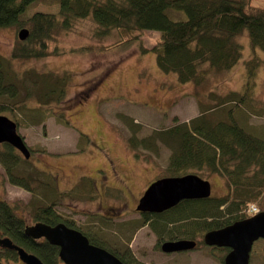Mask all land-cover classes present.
Returning <instances> with one entry per match:
<instances>
[{"label":"rangeland","instance_id":"1","mask_svg":"<svg viewBox=\"0 0 264 264\" xmlns=\"http://www.w3.org/2000/svg\"><path fill=\"white\" fill-rule=\"evenodd\" d=\"M253 5L264 6V0H253ZM59 7L58 0H36L25 12L23 23L0 28V53L10 60L13 69L33 68L70 76L66 98L51 103L45 113H41L43 104L35 96L26 106L17 109L19 111L5 109L0 113L17 122L18 131L32 152L26 161L23 154L16 151L20 156L16 172L30 173L33 178L42 180L43 187L39 190L42 204L51 201L44 174L49 172L59 178L56 182L60 189L69 193L61 196L55 205L60 218L74 221L98 244L126 257L128 264H225L222 259L229 249L205 245L201 234L195 236L200 241L197 249L171 254L161 250L159 243L168 240L169 230L162 235L155 233L151 223L158 218L150 216L147 225L145 217L136 210V203L154 180L170 176L172 151L162 142H158L156 150L130 142L132 132L125 116L139 123L138 139L155 129L188 122L200 115L202 107L217 103L212 91L225 94L242 89L245 61L256 53L263 60L252 96L255 99L250 102L253 113L249 116V125L254 132L262 133L264 51L253 50L248 33L243 32L238 37L243 45L242 58L230 71L219 75L211 73L200 85L181 83L175 73L159 69L153 51L141 50L142 45L148 48L157 43L159 31L147 30L138 35V40L119 43L117 31L98 36L94 22L84 18L70 29L57 31L46 44L48 52L44 56L13 58L14 45L22 40L19 31L30 28L27 18L36 12L58 13ZM89 84L92 86L87 88ZM65 119L69 123L64 122ZM84 175H87L86 186L81 183L77 188L71 187ZM208 176L212 195L228 192L222 174L214 172ZM93 184L99 189L98 195L85 200L87 189L96 192ZM34 185L31 182L33 188ZM31 198L28 189L9 182L0 162V200L26 204ZM250 211H254L252 206ZM27 222L34 223L29 217ZM0 254H5L1 248ZM2 261L4 264L23 263L18 256L8 263L5 258ZM250 264H264V239L254 242Z\"/></svg>","mask_w":264,"mask_h":264},{"label":"trees","instance_id":"2","mask_svg":"<svg viewBox=\"0 0 264 264\" xmlns=\"http://www.w3.org/2000/svg\"><path fill=\"white\" fill-rule=\"evenodd\" d=\"M34 1L0 0V28L23 23L25 12ZM58 2V13L36 12L27 18L29 35L14 45L13 58L44 56L48 52L46 44L57 31L70 29L84 18L94 22V32L98 36L117 31L119 43L138 40V35L147 30L159 31L157 43L148 48L142 45L141 50L153 51L159 69L175 73L181 83L200 85L209 75L230 71L242 58L243 45L238 37L243 32L248 33L249 45L253 50L264 51V6L253 5V0ZM170 9L174 11L169 12ZM262 60L253 53L245 61L246 74L242 89L230 90L225 94L212 91V98L217 103L202 107L200 115L188 122L155 129L146 137L138 139L139 123L125 116L132 132L130 142L141 144L149 150H156L158 142L169 146L172 151L170 176L196 173L208 179V174L217 172L225 177L228 184L225 195L184 199L160 213H146L145 216L162 219L151 223L158 235L168 229V240L179 234L191 238L200 234L204 236L209 230L247 217L250 205H257L260 210H264V132H254L249 125V116L253 113L250 102L255 99L252 96ZM69 79L67 73L33 68L23 71L13 69L10 60L0 53V113L5 109L13 112L24 107L34 96L43 104L41 113H45L51 103L66 98ZM90 86L87 85V88ZM9 98L11 101L7 100ZM64 122L69 123L67 119ZM16 151L10 144L0 143V162L9 182L28 189L32 198L26 204L0 200V232L36 254L45 264H65L59 257L57 245L45 238L34 239L26 235L24 229L29 224L28 217L35 223L43 221L56 224L63 221L55 205L61 196L69 193L60 189L54 174L46 172L44 184L50 190L51 201L42 204L39 190L43 182L38 177L33 178L30 173L16 172L19 156ZM31 182L35 183L34 188ZM81 183L87 185V176L81 178ZM98 191L87 189V198L98 195ZM87 236L92 243L105 247L90 234L87 233ZM0 248L5 253L0 254V264H4V258L7 263L17 258V251ZM107 249L126 264L129 263L116 250Z\"/></svg>","mask_w":264,"mask_h":264},{"label":"water","instance_id":"3","mask_svg":"<svg viewBox=\"0 0 264 264\" xmlns=\"http://www.w3.org/2000/svg\"><path fill=\"white\" fill-rule=\"evenodd\" d=\"M28 33L27 28H22L19 38L25 39ZM5 142L18 149L26 159L30 158L31 151L19 133L17 123L7 115L0 114V143ZM211 194V182L196 173L166 176L154 180L147 187L136 209L142 213H160L184 199L206 198ZM24 232L34 239L45 238L49 243L57 245L59 257L65 264H126L117 255L92 243L80 230L64 222L48 224L38 221L25 226ZM260 238L264 239V210L222 228L209 230L203 240L206 245L230 249L224 257L225 264H250L253 244ZM196 246L195 239L178 238L165 240L161 249L169 253L192 250ZM0 247L17 251L24 264H45L36 254L1 233Z\"/></svg>","mask_w":264,"mask_h":264},{"label":"flooded vegetation","instance_id":"4","mask_svg":"<svg viewBox=\"0 0 264 264\" xmlns=\"http://www.w3.org/2000/svg\"><path fill=\"white\" fill-rule=\"evenodd\" d=\"M31 155H32V152H31ZM59 169L60 168H58V171H59ZM84 176H87V175H84ZM57 180L59 179V178H56ZM78 183H77V182ZM75 182V183H74ZM73 183V185L71 186V187H76L77 188V186L78 185H80V182H81V179L78 181V178L74 181ZM70 187V188H71ZM143 194H144V192H143ZM142 194V195H143ZM142 195L140 196V197H138V201H139V199L142 197ZM87 199V194H86V198H85V200ZM139 203V202H138ZM136 205H138L137 203H136ZM135 205V206H136ZM136 208H137V206H136ZM137 210V209H136ZM138 211V210H137ZM140 214H141V216H144L145 217V222L147 223V225L149 224V221H150V217H148V216H145V214L146 213H142V212H140V211H138ZM66 220H63V221H59V222H64L65 224H66V222H68L66 225H68L69 227H72V228H76V229H78V230H80L83 234H85L86 236H87V230H82L81 229V227H79V226H77L76 224H75V222L74 221H69V220H67L66 222H65ZM58 223V222H57ZM30 224V223H29ZM33 224H35V222L33 223ZM31 225V224H30ZM182 237H184V236H176V237H174V238H172V239H178V238H182ZM187 238H191V237H188V236H186ZM191 239H195L196 241H197V246L194 248V249H197V248H199L200 247V241L197 239V238H191ZM162 243L163 242H160L159 244V246H160V248H161V245H162ZM206 245V244H205ZM213 247H217V246H213ZM194 249H192V250H194ZM162 250V249H161ZM188 251V250H187ZM229 251V250H228ZM165 253V252H164ZM172 253V252H171ZM171 253H165V254H171ZM174 253V252H173ZM224 258V257H223ZM223 263H225L224 262V259H223V261H222Z\"/></svg>","mask_w":264,"mask_h":264},{"label":"built area","instance_id":"5","mask_svg":"<svg viewBox=\"0 0 264 264\" xmlns=\"http://www.w3.org/2000/svg\"><path fill=\"white\" fill-rule=\"evenodd\" d=\"M252 208L254 209V211H256V210H257L256 206H254V205L252 206Z\"/></svg>","mask_w":264,"mask_h":264},{"label":"bare ground","instance_id":"6","mask_svg":"<svg viewBox=\"0 0 264 264\" xmlns=\"http://www.w3.org/2000/svg\"><path fill=\"white\" fill-rule=\"evenodd\" d=\"M11 26H12V25H11ZM21 29H22V28H21ZM28 31H29V29H28ZM28 35H29V33H28ZM27 37H28V36H27ZM27 37H26V38H27ZM11 146H12V145H11Z\"/></svg>","mask_w":264,"mask_h":264}]
</instances>
